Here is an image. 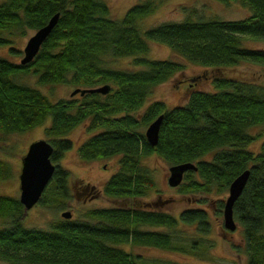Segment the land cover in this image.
I'll return each mask as SVG.
<instances>
[{
    "label": "trees",
    "instance_id": "obj_1",
    "mask_svg": "<svg viewBox=\"0 0 264 264\" xmlns=\"http://www.w3.org/2000/svg\"><path fill=\"white\" fill-rule=\"evenodd\" d=\"M218 1H239L251 13L240 19L187 14L181 21L162 22L141 32L137 22L153 11L151 0L132 5L120 19L109 16L103 0L0 1V45L11 41L5 33L37 30L59 13L30 62L21 64L0 56V132L25 131L50 116L44 132L53 146L50 158L55 170L41 201L48 197L57 206L65 205L70 172L55 162L72 147L68 132L88 120L89 129L100 130L78 146L79 156L91 160L121 155L118 170L103 187L110 197H138L154 187L150 170L141 163L150 154H158L171 165L196 164L197 169L185 172V182L178 185L183 193L225 192L236 176L249 169L233 204V216L242 228L248 264H264V140L257 152L246 148L257 136L249 129H264V84L224 74L206 76L212 90L193 89V81L185 103L168 108L163 101L153 100L140 110L152 87L184 72L185 61L215 69L243 61L264 66V48L246 43L264 41V0ZM148 39L167 44L184 61L142 56L148 51ZM106 55L132 56L139 69L106 67ZM29 73L39 84L75 88L109 84L110 89L105 94L84 93L80 98L51 101L38 88L16 82ZM160 114L159 139L151 145L144 131ZM207 152H212L211 159L198 160ZM7 174L0 161V178ZM223 202H217L218 210ZM23 214L17 197L0 194V219L6 220L0 227V260L9 264H136L124 245L187 252L196 248L197 241L189 247L172 244L171 229L178 221L196 222L199 232L208 231L202 209H186L177 219L168 212L132 206L98 207L87 211L85 220L61 218L48 228L25 226Z\"/></svg>",
    "mask_w": 264,
    "mask_h": 264
},
{
    "label": "rangeland",
    "instance_id": "obj_2",
    "mask_svg": "<svg viewBox=\"0 0 264 264\" xmlns=\"http://www.w3.org/2000/svg\"><path fill=\"white\" fill-rule=\"evenodd\" d=\"M103 1L108 5L109 16L120 19L132 5L146 0ZM151 1L155 5L153 11L137 22L141 32L162 22L181 21L187 14L194 18L201 16L203 18L240 19L251 13L250 9L239 1L229 3L218 0ZM34 32L35 29L23 28L14 35L5 33L4 36L9 37L11 41L0 45V56L10 61L19 62L23 56V47ZM146 41L149 48L142 56L151 59L178 58L179 61H184L174 54L167 44L149 39ZM246 43L256 48H264V41L247 40ZM11 48H15L19 52L16 53ZM104 63L106 67L119 70L139 69V66L134 65L132 56L113 57L106 55L104 56ZM217 74L264 84V66L259 64L243 61L235 66L215 69L185 61L184 72L176 73L152 87L140 110L145 109L153 100L163 101L168 108L183 104L186 102L190 91L188 90L189 83L195 82L193 89L212 90L213 86L205 77ZM16 82L38 88L51 101L67 97L80 98L79 93L70 95L75 88L73 85L63 83L39 84L32 73L20 75L16 78ZM140 112L142 111H135L134 113L139 114ZM49 123L50 116L48 115L44 123L31 129L12 133L0 132V161L6 165L8 172L7 176L0 178V194L18 198L22 157L26 153L29 143L40 138L47 139L44 128ZM88 123V120H84L68 132L66 136L71 140L72 147L64 151L55 162L70 172L67 181L69 197L65 199V205L63 207L57 206L48 197L44 201L39 200L24 212L22 222L25 226L48 228L51 222L63 218L61 212L66 210L71 212V219L85 220V213L98 207L132 206L141 209H154L168 212L177 219H179V214L186 209H202L206 212L208 220L206 233L198 231L196 222L178 221V224L171 229V233H173L172 244L189 247L191 242L197 241L193 251L184 252L151 245H124V248L134 255L136 264H248L242 228L238 222L236 229L231 231L230 235L224 236L223 234L225 229L222 210H218L217 202L225 200L228 190L225 192H218L215 189L211 192H181L179 186L168 185V168L171 163L158 154L143 156L141 159V163L150 170L154 180V187L149 189L146 194L128 198L105 195L103 192L105 181L118 170L121 155L115 154L110 157L91 160L81 158L78 154V146L100 130L89 129ZM249 131L257 136L246 148L257 152L261 141L264 140V129L260 126H252ZM211 158L212 152H207L198 160ZM183 182H185L184 179ZM83 187L92 188L96 195L87 198ZM47 195L49 196L48 193ZM5 221L0 219V227L6 224ZM143 228L147 229V227ZM0 264L9 263L0 260Z\"/></svg>",
    "mask_w": 264,
    "mask_h": 264
},
{
    "label": "water",
    "instance_id": "obj_3",
    "mask_svg": "<svg viewBox=\"0 0 264 264\" xmlns=\"http://www.w3.org/2000/svg\"><path fill=\"white\" fill-rule=\"evenodd\" d=\"M58 17L59 13L57 12L50 17L46 24L35 30L34 34L28 38L23 47V56L19 61L21 64H26L34 58L42 43L56 25ZM109 89V84H103L92 88L77 87L71 91L70 95L72 96L77 93L83 95L84 93L93 92L105 94ZM162 118V114L158 115L145 128V138L151 145H156L158 142ZM52 151V144L48 140L40 138L29 143L26 153L22 157V166L19 174L20 192L18 200L23 205L24 212L40 200L41 195L52 178L55 170V164L50 158ZM191 169H197L194 162H183L170 165L168 168L169 175L167 177L168 185L172 187L178 186L182 182L185 172ZM249 173V169L243 170L231 181L228 187V195L223 202L222 217L223 227L229 231H233L237 227V222L233 216V204L241 194ZM61 216L65 219H70L71 212L69 210L62 211Z\"/></svg>",
    "mask_w": 264,
    "mask_h": 264
},
{
    "label": "flooded vegetation",
    "instance_id": "obj_4",
    "mask_svg": "<svg viewBox=\"0 0 264 264\" xmlns=\"http://www.w3.org/2000/svg\"><path fill=\"white\" fill-rule=\"evenodd\" d=\"M82 189H84V191H85V196L87 197V198H91L92 196H95L96 195V193H95V191H93V189L92 188H86V187H83ZM149 205V204H148ZM148 208H150V207H148ZM142 209H145V210H150V209H147V208H142ZM154 210V209H153ZM155 211H159V210H155ZM225 229V228H224ZM231 231H229V230H227V229H225L224 230V232H223V234H224V236H226V235H230L231 233H230Z\"/></svg>",
    "mask_w": 264,
    "mask_h": 264
}]
</instances>
